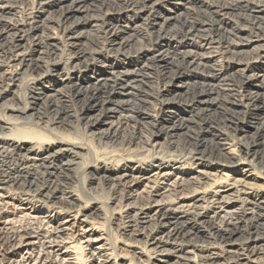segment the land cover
Returning <instances> with one entry per match:
<instances>
[{
	"label": "bare ground",
	"instance_id": "bare-ground-1",
	"mask_svg": "<svg viewBox=\"0 0 264 264\" xmlns=\"http://www.w3.org/2000/svg\"><path fill=\"white\" fill-rule=\"evenodd\" d=\"M0 102V264H264V0H0Z\"/></svg>",
	"mask_w": 264,
	"mask_h": 264
},
{
	"label": "rangeland",
	"instance_id": "rangeland-1",
	"mask_svg": "<svg viewBox=\"0 0 264 264\" xmlns=\"http://www.w3.org/2000/svg\"><path fill=\"white\" fill-rule=\"evenodd\" d=\"M1 103V102H0ZM263 117V116H262ZM29 121H32L33 119L32 118H30V119H28ZM253 126H255V124H253ZM74 132H76V131H74ZM225 132L229 135V134H231V136L230 137H232L233 138V136H235L236 135V137L238 138V139H240L241 141H245L246 140V136H252V132H245V133H238V134H235V133H233L231 130H229V129H226L225 130ZM69 134V133H68ZM76 134H81V133H79V132H77ZM164 141V140H163ZM93 146H95V148H97V144H96V142H93ZM66 160L67 159H65L64 161L66 162ZM83 172H84V170H80V172L78 173V181H76V183H75V185L77 186V189H79L83 194V196H86L87 194H85V188H87V185L86 184H84L83 183V178H82V174H83ZM78 182V183H77ZM84 190V191H83ZM14 203V202H13ZM14 206H16V207H19V212H17V214L21 217V218H23L22 220H23V225H24V223L27 225L28 223H29V221L30 220H28V219H30V218H28V216L30 215V216H32V217H36V218H43L44 220H45V228H47V229H49V230H52V229H54V228H56V227H58L59 225H60V220L58 221V222H56V217H55V212L54 213H51V211L50 212H47V211H42V212H34L33 211V209H31V210H29V207H24V206H20L21 204L20 203H14L13 204ZM101 214V213H100ZM27 219L26 220V222H24L25 220L24 219ZM48 221L50 222L51 221V223H49V224H47L48 223ZM21 223V222H20ZM52 226V227H51ZM35 242H38L37 240H35ZM119 247L121 246L120 244H117Z\"/></svg>",
	"mask_w": 264,
	"mask_h": 264
}]
</instances>
